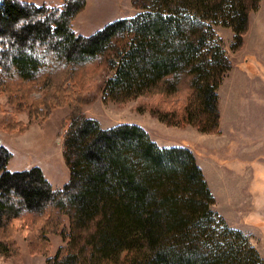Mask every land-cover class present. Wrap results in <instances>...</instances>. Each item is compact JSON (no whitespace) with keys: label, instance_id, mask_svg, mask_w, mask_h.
I'll return each instance as SVG.
<instances>
[{"label":"trees","instance_id":"1","mask_svg":"<svg viewBox=\"0 0 264 264\" xmlns=\"http://www.w3.org/2000/svg\"><path fill=\"white\" fill-rule=\"evenodd\" d=\"M84 1L0 0V87L31 117L69 107L61 187L36 165L7 169L0 147V252L15 247L18 222L32 245L61 236L43 264H264L212 209L187 147L159 146L134 123L103 128L81 109L87 77L105 70L104 100L154 96L167 123L218 131L217 87L231 61L213 28L231 27L237 49L259 0H131L139 13L87 35L72 29Z\"/></svg>","mask_w":264,"mask_h":264},{"label":"rangeland","instance_id":"2","mask_svg":"<svg viewBox=\"0 0 264 264\" xmlns=\"http://www.w3.org/2000/svg\"><path fill=\"white\" fill-rule=\"evenodd\" d=\"M30 1L37 5L61 3ZM140 11L131 0H85L72 29L87 35L107 22ZM248 19L237 49L232 48L235 38L231 27L213 28L231 61L217 87L218 131L202 132L191 123H167L151 109L154 96L138 95L122 102L104 100L99 81L108 73L105 70L87 77L83 90L88 99L81 109L103 128L134 123L159 146L187 147L207 182L212 209L228 226L242 232L264 261V0H259ZM41 92L40 88L30 90L34 97ZM17 96L11 99L0 87V147L9 151L6 168L36 165L52 187H61L69 176L62 155L69 107L56 106L46 117H31L26 102ZM25 235L20 223H15L9 236L15 247L0 252V264H43L63 243L57 233H47L48 242L33 245Z\"/></svg>","mask_w":264,"mask_h":264},{"label":"crops","instance_id":"3","mask_svg":"<svg viewBox=\"0 0 264 264\" xmlns=\"http://www.w3.org/2000/svg\"><path fill=\"white\" fill-rule=\"evenodd\" d=\"M157 141H158V139H157Z\"/></svg>","mask_w":264,"mask_h":264}]
</instances>
